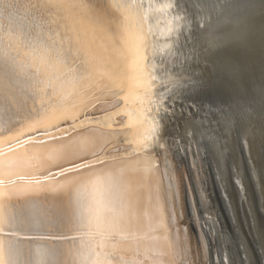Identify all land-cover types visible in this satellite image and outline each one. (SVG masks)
Segmentation results:
<instances>
[{"label": "bare ground", "instance_id": "bare-ground-1", "mask_svg": "<svg viewBox=\"0 0 264 264\" xmlns=\"http://www.w3.org/2000/svg\"><path fill=\"white\" fill-rule=\"evenodd\" d=\"M31 3V10L24 4L26 30L42 40L54 33H59L57 40L70 38L66 65L72 70L69 78L82 67L92 73V78L68 86L61 106L54 114L45 115L51 109L42 106L40 99L47 97L33 93L29 77L35 69L25 66L14 80L13 106L5 105L0 124V189L12 194L9 204L22 221L38 219L44 225L40 230L22 231L18 237L29 258L41 264L42 251L46 253L43 264H79L77 250L85 242L80 225L93 196L87 185L102 171L112 169L128 186L134 209L146 224L151 213L164 216L169 241L174 245L165 264H206L210 239L206 225L217 228V223L201 184L195 124L184 119L190 109L184 105L181 111L180 101L185 84L200 73L198 60L210 63L211 52L204 45L187 42L192 35L189 17L176 9L174 0H63V7L51 10L38 0ZM150 12L156 13L151 31L156 37L152 47L158 55L146 66L143 44L148 39L145 32ZM177 35L175 41L168 39ZM152 75L164 81L178 80L180 86L160 112L163 147L145 154L134 151L137 146L131 141L151 135L157 119L155 106L140 103V99L147 100L156 93H135L132 88L140 81L145 89L153 88ZM129 114L140 122L131 132L123 130ZM35 121H39L40 135L33 130ZM252 124L253 119L244 130L247 146ZM199 131L201 136L203 132L212 134L203 127ZM180 150L185 153L182 161L187 170L179 159ZM195 194L202 205L200 216ZM184 204L188 205L192 231L191 223L184 220ZM148 248L145 238L140 255L127 249L121 255L137 264H154ZM213 264L219 263L215 260Z\"/></svg>", "mask_w": 264, "mask_h": 264}, {"label": "snow or ice", "instance_id": "snow-or-ice-1", "mask_svg": "<svg viewBox=\"0 0 264 264\" xmlns=\"http://www.w3.org/2000/svg\"><path fill=\"white\" fill-rule=\"evenodd\" d=\"M25 3L28 10L33 9L31 0H0V124L7 110L5 105L11 108L14 104V80L23 72L25 66L35 69L29 77L33 81V93L47 97L46 100L40 99L42 106L51 109L45 115L54 114L56 108L61 106L68 86L92 78V73L83 67L69 78L72 70L66 68V65L72 43L70 38L57 40L55 36L59 33H54L52 37L42 40L26 30ZM38 4L45 5L48 10L64 6L63 0H38ZM155 15L153 12L148 14V30L145 32L148 39L143 44V60L146 66L151 65L158 55L152 47L156 37L151 31V22ZM168 39L175 41L178 35ZM66 44L69 47L66 48ZM171 55L174 56L175 53ZM83 73H87V76ZM151 80L154 83L153 88L145 89L143 81L134 84L132 88L135 93H156L147 100L140 99V103L155 106L157 119L151 135L140 136L131 141L137 146L134 151L145 154L163 147L160 112L167 100L171 99V93L180 86L178 80L171 78L164 81L152 75ZM67 94L72 95L74 92ZM34 123L36 128L33 130L39 132V121ZM139 126L140 122L136 117L129 114L123 130L131 132ZM2 130L0 127V131ZM2 184L3 181H0V185ZM87 187L93 196L86 217L80 225L85 242L77 250L79 264H137L135 260L126 259L121 252L127 249L134 255H140L145 238L154 264H165L174 245L169 241L162 214L151 213L149 223L146 224L142 215L134 209L128 186L120 174L112 169L102 171L94 179H90ZM11 197V193L0 189V264H34L18 237L22 231L40 230L44 225L38 219L22 221L20 214L9 204ZM40 255L43 264L46 253L41 251Z\"/></svg>", "mask_w": 264, "mask_h": 264}, {"label": "rangeland", "instance_id": "rangeland-1", "mask_svg": "<svg viewBox=\"0 0 264 264\" xmlns=\"http://www.w3.org/2000/svg\"><path fill=\"white\" fill-rule=\"evenodd\" d=\"M219 45L223 55L226 58L230 56L228 57V60L235 62L234 66H236H233L232 70L237 69L236 73L240 79L246 81L257 79L264 72V12H261L257 18H249L246 21L241 19L240 21L236 22L232 28L226 30V33L224 34ZM226 111L227 110L222 108L219 109V112L223 113L224 115H226ZM246 116H249L251 119H253L252 125L254 130L248 139L246 156L242 154L238 147L237 132L234 128L235 124L231 123L229 126H226L225 128L223 127L218 131L216 127L212 125L211 129L209 128L208 130L212 132V136H214L218 141L220 140V142L216 140V147L221 161L217 163L215 162L216 166L214 168L212 167L211 162L208 163V159L206 157V162H204L205 164L207 163V165L204 167V169L202 168L203 175L207 180V191L205 190L208 201L207 205L210 203L209 208H213L211 211L213 213L215 212V215L222 216L219 217L221 229L219 230L224 247L218 248L219 242L214 240V245L208 244V251L209 254H212L213 251H215V254L217 252L216 256L219 257L220 252L224 250L225 254L228 255H226L228 264H264V156L259 150V146L264 145V131L261 133L260 129L258 130V124H264L258 120V116H253L252 113H247ZM182 157L183 156L180 155L179 159L181 158L180 161L187 170V165L185 167L186 162H184L185 159L183 157L184 161H182ZM234 167H236V169ZM232 179H235V181L237 179L241 182V185L238 183L239 189L241 190L237 191L232 187ZM192 186L193 185H191V187ZM183 190H185L184 183ZM192 190L194 193L195 189ZM220 192L222 195H224V197L226 195L224 201L218 199L217 197V194ZM214 195L216 199L214 198ZM194 197H196V194ZM196 200L197 198H195V202L198 214L200 216V209ZM184 201H186V199ZM185 203H187V201ZM185 211L186 212L184 214L187 215L185 217L186 219L184 218V220L188 223V225L191 223V228H189L192 231L194 226L191 221L192 219L190 217L187 204L185 205ZM231 217H234L235 219ZM239 220L242 222V224ZM232 222L235 224V226ZM234 228H237L236 230L238 233ZM244 228L246 229V232H243L245 231ZM193 233L195 234L194 231ZM238 235L240 238H238ZM211 259L212 256L207 258L208 261L206 260V262L211 264ZM235 260L237 261L235 262Z\"/></svg>", "mask_w": 264, "mask_h": 264}, {"label": "water", "instance_id": "water-1", "mask_svg": "<svg viewBox=\"0 0 264 264\" xmlns=\"http://www.w3.org/2000/svg\"><path fill=\"white\" fill-rule=\"evenodd\" d=\"M174 3L177 10L184 11L189 17V23H191L189 30L192 35L187 42H195L199 47L204 45L209 48V53L211 52L210 63L198 60L200 73L199 75L197 73V78L195 76L185 84L187 88L185 91H181L184 98L180 101L183 103L180 107L181 111L185 110V106L190 109L188 115H184V119L194 122L195 125H200V127L194 125L193 132L196 136L195 141L199 145L197 153H199L201 161V184L206 190L207 180L202 170L206 167L205 159L207 157L208 163L211 162L214 168L215 162L217 163L221 159L217 154L218 150H216V138L212 134L206 135L204 132L201 136L200 128L203 127L206 131L214 125L218 131L231 123L235 124L238 147L246 156L247 145L244 141V130L248 122L252 120L246 114L252 113L253 116H258V120L264 124V72L255 80L240 79L236 73L237 69L232 70L235 62L232 60L233 63L230 62L219 48L226 30L232 28L241 19L246 21L249 18H257L261 12H264V0H174ZM221 108L227 110L226 115L219 112ZM259 129L262 133L264 125L258 124ZM252 132H254L253 129L247 139L250 138ZM40 133L38 132L37 135ZM259 150L264 156V145H260ZM178 153L185 156L182 150ZM231 185L235 190H240L238 182L234 179L231 180ZM217 197L220 200H225L221 192L217 194ZM197 203L201 210L202 205L198 198ZM215 217L217 228L211 223L206 225L207 233L210 232V239L207 242L214 245V240H216L219 242V247H222L219 215H215ZM208 253L207 250V258ZM210 256H212L211 264L215 260L219 264H228L224 250L220 252L219 257L214 251L209 254Z\"/></svg>", "mask_w": 264, "mask_h": 264}]
</instances>
